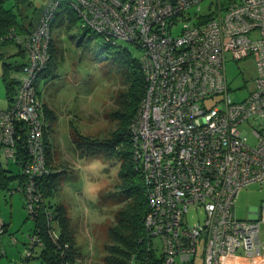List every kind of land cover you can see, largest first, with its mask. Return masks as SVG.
I'll use <instances>...</instances> for the list:
<instances>
[{"label":"built area","instance_id":"obj_1","mask_svg":"<svg viewBox=\"0 0 264 264\" xmlns=\"http://www.w3.org/2000/svg\"><path fill=\"white\" fill-rule=\"evenodd\" d=\"M62 1L83 27L141 49L146 85L129 137L147 187V254L157 264L192 263L200 249L203 264H264V201L246 219L233 207L241 187L264 182V0H214L207 13L200 12L203 0H48L35 28L19 39L29 62L13 103L0 109L6 160L15 157V122L26 125L23 193L30 211L40 198L36 179L48 173L35 83L48 62ZM248 56L255 62L254 84L236 101L225 63ZM244 124L252 128L254 145ZM189 206L204 212L192 226L183 222Z\"/></svg>","mask_w":264,"mask_h":264},{"label":"rangeland","instance_id":"obj_2","mask_svg":"<svg viewBox=\"0 0 264 264\" xmlns=\"http://www.w3.org/2000/svg\"><path fill=\"white\" fill-rule=\"evenodd\" d=\"M28 1L30 5H24L23 12L35 23L48 0ZM211 1L214 0L201 2V13L208 12ZM13 4V0H8L5 6L11 7ZM190 10L193 11V8ZM66 14L71 18L72 12H64L60 8L51 25L55 75L44 87L42 83L39 89L41 100L54 115V120L47 127V135L53 141L55 163L62 168L58 173L59 184L52 201L66 206L70 223L76 231L75 244L81 252V263L89 264L92 260L100 261L104 245L108 242L107 230L127 198L122 180L118 178L119 161L100 153L77 155L72 143V137L76 138L77 135L73 131L90 139L107 138L116 127L115 120L109 114L116 110L115 100L126 91L127 81L122 63L114 54L108 55L100 51L97 37L90 39L87 33L80 44L76 43L75 31L67 25ZM78 33L81 35L82 30ZM255 36L256 33H253L252 37ZM112 40L116 46L127 49L133 58L141 57V49L134 43L117 37ZM17 50L13 43L0 46L5 60L13 63L21 61ZM1 64L0 58V66ZM225 73L232 98L236 101L244 99L252 89L256 76L253 58L248 56L239 60H227ZM10 75L15 78L21 76L14 69ZM46 121L50 122L48 119ZM241 128L247 130V143L254 145L256 139L252 128L246 124ZM0 163L10 170L9 175L19 172V167L10 159L6 162L1 151ZM18 183V179L14 177L5 188L0 189V219L7 229L0 233V264H17L25 257L27 251L24 243L28 241V234L33 227V221L28 217L24 205L25 195L18 189ZM262 201L264 182L244 185L234 199L236 216L246 219L249 209L259 206ZM203 216L202 207L189 206L183 222L192 226L202 221ZM29 264H39V261L31 258ZM174 264H203L200 249L192 263L176 258Z\"/></svg>","mask_w":264,"mask_h":264},{"label":"trees","instance_id":"obj_3","mask_svg":"<svg viewBox=\"0 0 264 264\" xmlns=\"http://www.w3.org/2000/svg\"><path fill=\"white\" fill-rule=\"evenodd\" d=\"M6 1L8 0H0V46L13 43L17 46V54L21 56L19 63H13L6 61L0 52L2 60L1 77L8 102L6 108H9L15 99L24 67L29 62L28 52L24 45L19 42V39L30 34L35 28L37 21L33 23L25 16L26 13L23 12L24 5H30L28 0H13L14 4L11 7L5 6ZM60 8L64 12L68 10L70 13L72 12V15L70 14L71 18L68 14L65 17L67 18L68 26L78 29L75 32L76 43L80 44L87 33H89L88 38L90 39L97 37L100 51L108 55L114 54L115 58L122 63L124 77L127 81L126 91L115 100V104H117L116 110L109 114L115 120L116 127L107 138L90 139L89 137L78 135L74 131L73 133L77 135L76 138L71 136L73 149L78 155L88 156L100 153L114 157V159L119 161L118 178L122 180L123 191L127 198L124 205L115 214L113 224L107 230L108 242L104 245V254L99 258L100 261L92 260L89 264H131L132 262L133 264H157L155 258L153 260L151 255L147 254L145 247V230L142 219L148 208L147 187L136 169V163L131 157L129 137V125L135 118L146 85L139 59L133 58L127 49L112 43V38L107 39L104 35L96 33L88 27H83L80 19L69 6L63 4V1L55 12L53 22ZM79 30H82L81 35L78 33ZM54 50L50 34L48 62L46 67L38 73L35 83L36 96L40 101L38 111L44 122L43 144L48 173L36 179L40 198L34 201L31 208L32 211L29 210V202L25 198L24 205L27 209L28 217L33 221V227L31 233L28 234V241L24 243L27 251L25 257L17 264H29L31 258L37 259L39 264H82L80 249L75 244L76 231L70 223L66 206L52 201L59 184L58 173L62 171V168L55 163L53 141L47 135V127L54 120V115L41 100V89H39V86L40 88L45 86V83L55 75ZM8 55L11 56V53H8ZM13 69L20 72L21 76L19 78L10 75ZM46 119L50 120V122L47 123ZM16 122L14 135L15 157L11 161L19 167V172L16 175H9L10 170L3 167L2 163H0V189L5 188L9 180L16 177L19 182L18 189L24 191L27 178L22 170L24 163L29 160L25 147L26 125L23 121ZM6 162H9V160H6ZM6 230V225L3 221L0 233H4ZM0 254L2 253L0 252ZM149 257L150 259H148ZM146 260L149 262H146Z\"/></svg>","mask_w":264,"mask_h":264},{"label":"crops","instance_id":"obj_4","mask_svg":"<svg viewBox=\"0 0 264 264\" xmlns=\"http://www.w3.org/2000/svg\"><path fill=\"white\" fill-rule=\"evenodd\" d=\"M1 75H2V65L0 66V109H5L8 106V102H7V99L5 96V87H4V82L2 80ZM54 158H55V153H54ZM59 167H60V165H59Z\"/></svg>","mask_w":264,"mask_h":264}]
</instances>
